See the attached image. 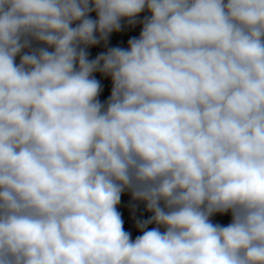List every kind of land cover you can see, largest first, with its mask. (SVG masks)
<instances>
[{"label": "clouds", "instance_id": "clouds-1", "mask_svg": "<svg viewBox=\"0 0 264 264\" xmlns=\"http://www.w3.org/2000/svg\"><path fill=\"white\" fill-rule=\"evenodd\" d=\"M0 264H264V0H0Z\"/></svg>", "mask_w": 264, "mask_h": 264}, {"label": "built area", "instance_id": "built-area-1", "mask_svg": "<svg viewBox=\"0 0 264 264\" xmlns=\"http://www.w3.org/2000/svg\"><path fill=\"white\" fill-rule=\"evenodd\" d=\"M150 13L145 10L137 18L135 25H130L126 19L121 20V30L113 32L109 35L107 42L101 41V43L89 47L87 49L89 60L95 59L98 55L106 53L109 48L120 47L127 49L128 41L134 37L138 38L142 29V21L145 16H149ZM90 18L95 20V12L90 13ZM17 58V62H18ZM95 79L100 82L101 93L99 100L105 102L111 94L112 82L111 78L103 75L100 72L94 73ZM117 211L121 214L123 220V227L126 232L131 234V238L134 240L136 237L142 235L140 230L136 227L138 220H147L152 213L146 211L145 204L141 201H134L131 197V193L125 191L121 196V202L118 205ZM213 223H219L221 225H227L231 221V214H216L212 218ZM156 227V225H149V229ZM163 231V229H161Z\"/></svg>", "mask_w": 264, "mask_h": 264}]
</instances>
